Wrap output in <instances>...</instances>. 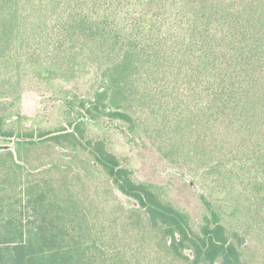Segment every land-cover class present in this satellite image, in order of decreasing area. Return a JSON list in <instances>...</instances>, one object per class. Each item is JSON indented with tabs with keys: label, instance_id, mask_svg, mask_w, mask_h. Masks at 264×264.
Segmentation results:
<instances>
[{
	"label": "trees",
	"instance_id": "trees-1",
	"mask_svg": "<svg viewBox=\"0 0 264 264\" xmlns=\"http://www.w3.org/2000/svg\"><path fill=\"white\" fill-rule=\"evenodd\" d=\"M91 73L65 125L14 109ZM102 119L191 182L136 179ZM0 140V264H264V0H0Z\"/></svg>",
	"mask_w": 264,
	"mask_h": 264
},
{
	"label": "rangeland",
	"instance_id": "rangeland-1",
	"mask_svg": "<svg viewBox=\"0 0 264 264\" xmlns=\"http://www.w3.org/2000/svg\"><path fill=\"white\" fill-rule=\"evenodd\" d=\"M95 80V75L91 73L70 83L57 81L48 87L35 85V88L26 90L21 94L20 99L14 104V109L21 115L33 120L26 122L25 126L34 125L52 129L65 125L67 110L65 106H61L64 104L63 98L71 101L74 98L88 97L91 93V87L95 85ZM101 126L102 130L90 129V134L105 139L107 146L132 171L136 179L162 183L171 173L181 176L186 183L191 182L189 176L168 166L145 142L131 138L119 122L102 119ZM7 149H12V145L0 140V151ZM179 186L180 184H178ZM193 190L197 191L195 185ZM117 196L125 207H136V203L131 199L118 193ZM177 199L185 206L190 203L194 205L195 201L191 195H179L178 192ZM193 205L189 207H193ZM195 214L196 211L193 212V215Z\"/></svg>",
	"mask_w": 264,
	"mask_h": 264
}]
</instances>
